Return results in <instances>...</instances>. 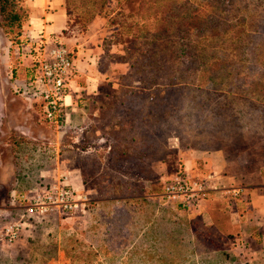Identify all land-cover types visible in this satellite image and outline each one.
Masks as SVG:
<instances>
[{
	"label": "rangeland",
	"instance_id": "obj_1",
	"mask_svg": "<svg viewBox=\"0 0 264 264\" xmlns=\"http://www.w3.org/2000/svg\"><path fill=\"white\" fill-rule=\"evenodd\" d=\"M124 1L63 0L64 29L49 40L70 52L74 71L67 82L71 104L57 119L46 117L41 103L22 94L41 54L54 42L45 37L32 41L20 0L4 5L0 264H261L250 251L237 250L238 234L221 239L197 224L192 238L187 227L174 232L164 221L147 218L140 204L130 212L128 203L134 198L178 217L181 213L159 197L161 181L183 170L193 152L220 148L228 164L243 155L245 165L264 164V78L253 91L207 93L210 107L201 116L205 127L200 132L207 134L206 140L180 136L178 124L163 129L161 97L149 102L141 88L147 87L148 76L134 70L143 62L141 43L151 16L145 8L137 10L135 0ZM262 5L256 16L259 26L264 22ZM231 34L225 32V47H230ZM220 43L207 45V51ZM169 95L175 100L179 94ZM150 103L154 114L146 117L142 106ZM60 171L67 172L76 195L85 197L83 210L29 215L25 200L32 189ZM9 227L17 228L11 240L4 235Z\"/></svg>",
	"mask_w": 264,
	"mask_h": 264
},
{
	"label": "trees",
	"instance_id": "obj_2",
	"mask_svg": "<svg viewBox=\"0 0 264 264\" xmlns=\"http://www.w3.org/2000/svg\"><path fill=\"white\" fill-rule=\"evenodd\" d=\"M135 1L137 10L145 8L151 16L141 43L143 62L140 68H134L148 76L147 87L141 88L149 102H154L156 96L161 97L158 105L163 129L178 124L180 136L198 143L206 140L207 134L200 132L205 127L201 116L210 107L207 93L253 91L258 79L264 78V41L257 42L264 39V22L259 26L256 17L261 4L264 9V1ZM6 2L0 0V15ZM225 32L232 33L230 47L224 46ZM215 42L221 43L208 52L207 45ZM182 91H190L192 95L183 96ZM170 92L179 94L178 98L173 100ZM154 107L153 103L147 108L142 106L147 111L146 117L154 114ZM257 261L264 264L261 258Z\"/></svg>",
	"mask_w": 264,
	"mask_h": 264
},
{
	"label": "crops",
	"instance_id": "obj_3",
	"mask_svg": "<svg viewBox=\"0 0 264 264\" xmlns=\"http://www.w3.org/2000/svg\"><path fill=\"white\" fill-rule=\"evenodd\" d=\"M20 6L26 9L25 29L32 41L45 37L54 42L49 38H58L65 26L63 0H20ZM189 156L183 162V169L204 181L207 187L205 199L195 209L175 217L143 201L136 203L137 199L132 198L128 203L130 212H135L140 204L139 209L147 212V218L164 221L174 232L181 226L187 227L192 238L197 224L205 232L216 231L221 239L231 233L238 234L235 243L240 249L237 250L250 251L264 260V164L245 165L244 155L239 162L228 164L221 150L193 152Z\"/></svg>",
	"mask_w": 264,
	"mask_h": 264
},
{
	"label": "built area",
	"instance_id": "obj_4",
	"mask_svg": "<svg viewBox=\"0 0 264 264\" xmlns=\"http://www.w3.org/2000/svg\"><path fill=\"white\" fill-rule=\"evenodd\" d=\"M73 71L70 52L63 45L54 42L41 54L33 74L25 81L22 94L26 100L41 103L46 117L60 118V113L71 104L67 82ZM42 179L25 200V211L29 215L43 218L83 210L86 199L76 195L67 172L60 171ZM206 194L205 182L183 169L161 181L159 197L164 206L186 214L195 209ZM16 230V227L6 228L4 235L11 240L16 235Z\"/></svg>",
	"mask_w": 264,
	"mask_h": 264
}]
</instances>
